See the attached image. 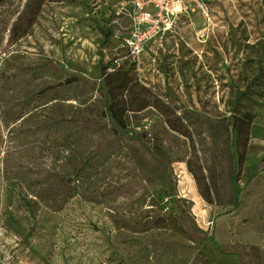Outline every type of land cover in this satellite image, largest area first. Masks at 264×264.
Listing matches in <instances>:
<instances>
[{"label": "rangeland", "instance_id": "obj_1", "mask_svg": "<svg viewBox=\"0 0 264 264\" xmlns=\"http://www.w3.org/2000/svg\"><path fill=\"white\" fill-rule=\"evenodd\" d=\"M25 1L0 0V264H264V0H202L136 60L126 0L12 30Z\"/></svg>", "mask_w": 264, "mask_h": 264}, {"label": "built area", "instance_id": "obj_2", "mask_svg": "<svg viewBox=\"0 0 264 264\" xmlns=\"http://www.w3.org/2000/svg\"><path fill=\"white\" fill-rule=\"evenodd\" d=\"M195 8L206 11L202 0H126L119 9L130 20L123 46L134 60L138 59L149 42L172 32L177 18Z\"/></svg>", "mask_w": 264, "mask_h": 264}, {"label": "trees", "instance_id": "obj_3", "mask_svg": "<svg viewBox=\"0 0 264 264\" xmlns=\"http://www.w3.org/2000/svg\"><path fill=\"white\" fill-rule=\"evenodd\" d=\"M76 1H83V0H26L24 4V8L19 14L17 20L12 26V30L17 29L16 27L18 24H25L26 27L23 28V32L26 30V28L31 27L35 21L36 18L38 17L39 13L42 10V7L46 3H54V2H76ZM22 35V34H21ZM108 75V74H107ZM122 82L127 81V76H122L121 77ZM105 88V87H104ZM106 92L108 93L109 96H111V91L107 88ZM110 102L107 106L108 114L110 118L112 119L113 123L115 126L123 131H127V126L125 123V120L123 119V114L126 110H123L121 113L118 114V109L115 107V102L113 101L112 97L110 98ZM150 105V104H148ZM148 105H142L140 109L145 108ZM139 109V110H140ZM247 116V115H246ZM251 123V117L250 116H242V117H233V130L234 132L238 133V140L235 143V150L238 152L239 151V146L241 147V158L239 160V166L243 160V155L245 154V149H246V144L248 140V131H249V125ZM171 129L178 131L173 125L171 126ZM189 171L193 173V176L196 180L197 183V188L200 193V195L205 199L207 202L212 203V195L210 193V188L208 184L205 181H202V175H198L195 173L193 168L189 166Z\"/></svg>", "mask_w": 264, "mask_h": 264}]
</instances>
